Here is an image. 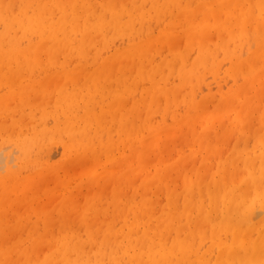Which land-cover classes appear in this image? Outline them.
<instances>
[{
	"label": "bare ground",
	"instance_id": "1",
	"mask_svg": "<svg viewBox=\"0 0 264 264\" xmlns=\"http://www.w3.org/2000/svg\"><path fill=\"white\" fill-rule=\"evenodd\" d=\"M118 1L120 2L119 4L116 3ZM183 1L184 0H182V2ZM189 1L190 0H185L186 4L191 3V1L190 2ZM207 1H209V0H207ZM235 1H238V2H236L237 5L240 2V0H235ZM235 1H234V3H235ZM262 1H264V0H262ZM15 2L20 7V11L19 12L16 11L17 14H16V12H15V14H12V8H13V4H15ZM182 2H181V0H162V2H160V0H139V4H138L137 0H100L99 1L100 13L95 14V9H91L93 2L91 3L89 0H0V25L2 26V28L0 30V84L7 83L8 86L10 85L11 81L17 76V73H19L18 72L19 67L24 66L25 68H27L26 72H28V74H29V71L31 72L34 67H36L37 65H41L40 64L41 61L39 60V58H38V60L34 58L36 56H40V55H38V54H41L40 51L43 52V54L47 60V62H45V63L55 65V64H58V61H56V56L58 54H63L64 55L63 57H65V59H66V57L68 55L70 57V54L71 53L73 54V52H75L76 54L74 56L76 57L77 54L79 55V54L84 53L85 52L84 50L86 47L88 49H90L89 47H92L90 45L95 43V37H97V39H98L99 35H100L99 37H102L103 34L105 36V33L109 34V32H111V34H114V35L126 34L127 38H128V36L131 37V35H134L136 32L135 31L136 29L134 30V27H133L136 24V23H134L136 20H138L140 22L141 20L143 21V19H145V21H146V18L159 19V17H161V15L165 14L166 12L171 11V13H172V10H170L171 7L174 9H177L179 12H181V14L183 15V19H184V22L181 23V28L183 26H185V27H187L186 30H184L182 28L183 31H181L179 29V31H181V32L178 33L177 35H173L172 30H169V31L166 30L168 32L164 33L165 32L164 31L163 34H161L160 36H158V34H160L158 31V34L156 35V37L158 36L157 38L149 39L148 37H146L144 40V43H142L141 45H137L139 43L137 41L138 42L137 44L131 43L130 46L124 47L121 52L115 53V55H113L115 57L113 59H111V60H114L112 62H115L116 59H119V60H116L117 62H119V61L121 62V60L123 59L124 61H128L126 64H125V62L124 63L121 62L123 64V67L124 66L127 67V66H131V65L135 64L136 59L134 58V56H136V58H138V60H137L138 63H140V61H141L140 58H143V57L147 58L146 57L147 56L146 48L148 47L149 42L156 40L154 42L158 43V45L159 44H161L163 46L165 44L168 45L169 50H170V55L173 58L180 61L181 67H179L177 69V73L181 79L180 81H182V82L184 81V83L189 82V84L192 87H194L195 85H197L200 82L203 73L210 72L214 76H215V74H217L218 63H219L218 55L220 53V52L218 53V51H221L224 58L230 59V65L227 67L228 70L226 72H230L229 74L232 75L231 78L233 81H232V84L227 87V90L220 94V96H221L220 100L221 101L220 100L219 101L220 102L223 101V102H222V104H220V103L219 104L222 106L223 105L225 106L226 103L231 102L235 98V99H237V101H235L236 104L234 103L233 106H235V108H236V105H237V103H239L240 100L238 101V97L236 98L234 96H236L237 94L240 96V92H243V93L249 94V95L252 94V97H251L252 100H250V103L248 102L249 100H246V99L245 100L250 105L252 102L255 103V105H252V107H250V109L252 108L253 111L250 112L249 116H247V113H246V110L249 109V106H248V109H245V111H244L245 113L243 115L241 113L236 114L238 112V111H236V109L238 108L237 110H240L239 107L241 105H244L245 101L240 102L239 104H241V105L239 107H237L236 109L233 107L235 112H236L235 115H233V116H231L232 114H230V115L228 114L227 116H222L219 119L218 118L215 119L214 122H212L214 117H211V115H209V114H207V116L209 115L210 118H212V120H211L212 125H213L212 129H214V130L215 129L219 130V127H221L224 124V120L228 119V118H231L229 120V122L232 126L233 125L239 126L237 134H236V139L234 140V142L235 141L236 142L235 143L232 142L233 146H231V149H233V150L237 149L239 144H240V141L242 140L241 138L244 135H246L247 132H249L251 134L250 136L252 137V139L254 138L253 144L257 147V152L259 151L256 154L255 153L256 149L253 150V147H251V148L253 151H255L254 154H253V151H250L251 149L244 151L245 149H247V146H248L247 139L249 140V138L246 136L247 139L243 138L246 140L244 142L245 145H244L243 149L237 150V151L232 150L233 152H230L231 156L229 158L226 155H224V158L225 157H227V158H225L224 160L222 159L223 161L218 160L216 162L217 164L216 163L214 164L216 167H218V169L215 168V166H214L213 170H215V171L210 172L211 177L209 175V178H210L209 180L206 179V181H202L201 178L203 176H205L206 174H203V176H202V175H199L200 173H198L197 178H199V177H201V178L195 179V175H196L195 173H197V171L199 169H201L200 168L201 165H203L206 162V161L205 162L201 161V163L198 166H196V169H195L196 171L194 172V175H193L194 179H192L193 177L191 178V175H190V177L187 176L186 178H184L183 179V186L179 192H175V190H173L174 188H171L169 186L170 184L167 185L168 181L171 178L170 179H168V178L164 179L165 175L162 174L163 177L162 176H161V178L159 177L161 182H159L158 185H160L161 183L163 184L162 189L165 190L167 202L165 204H163L162 206H164V207L167 206L168 209L167 208L166 209L168 211L167 212H164V211L159 212V210H158V214L156 213L157 215H155V221H156L155 225L152 223H151V225L146 223L144 228L142 230H140L141 231L140 233H138L139 229L136 230V228L134 226L138 220L139 214L142 215L141 216V219H142L143 217L149 215V212L152 211V208H153L152 203L153 202L149 201L148 198H147V200L149 201L148 202L149 205L146 204V208H145L144 212L138 211V213H137V209H136L137 206L136 205L132 206V205L128 204L131 199L129 200V202L123 204V206H120V204H118L117 202L114 203V212L111 214L115 213V214H117V216L125 217V215L128 212L133 213V221H130L128 224L124 223V225H126V227H127L126 230H124V227H120L119 229H114V225H112V223L110 222L111 220L107 222L104 219L105 221L102 220L101 223L96 221L97 223H99L98 226L96 224L92 225V223H94V220L91 224H90V222L86 221V218L84 220H82L81 221L82 227L84 228L83 230L85 231L84 235L87 236V239H81V237L78 234H76L78 232H72V231L70 232L69 226H68L69 222L67 223L68 217L65 216L64 218H61L62 214L59 212L61 214V215L59 214L61 219H59V217H58V219L60 220L59 225H57V226H59V230L54 235V237H53L52 241L49 243V245H47V250L45 249L46 252L44 251L43 256L38 257L36 255V253H35L36 257L34 255V252L38 248L37 240L39 238V235H37V233H36L38 231L36 230L35 226H32L30 229H34L33 231H29L30 229H28L29 234H30L29 237L31 236L30 238L32 239V244L30 246L28 245L24 248L21 246V244H18L17 241L12 243L9 248H6L5 244L3 245L4 247H2V244H1V247H0V264H11V263L12 264H264V218H261V219L259 218L260 220L257 222L254 221V218L256 217V215L258 213H260V211H258L259 209H257V207H258L257 204H260L261 208H264V144H262V146L257 145V141H258L257 136L261 135V137H264V102H262V104H260V102L257 101L261 97H264V60H262L261 62H257L256 57H254L255 59H253V57H250V54H249V56H247L245 58L241 57V55H242L241 52L242 53L245 52V51L241 50L242 47H244L243 45L244 44L249 45L247 48V52H248L250 47L253 45L252 41H254V43L256 45V50L259 48V51H260V47H261L260 45L262 43H264V13H262V16H260L259 18H256V17L254 18L253 15H251V12H249V11L242 12V11L238 10L239 13L235 17L234 13H233L234 11L232 12L230 9L226 8V11L224 12L225 17L222 20V23L219 22L221 24H219L217 26V29H218L217 33L220 34L218 40L215 43H213L212 46H206V45L204 46L203 44H205L206 39H208L210 34L214 33L215 28L213 27L214 29H213L212 33L210 31H208L210 34L204 37L203 35H205L206 32L204 34L202 33L203 28L207 27L210 24V22L209 21H202V23L199 22L198 24L195 25L193 20H192V18H193L192 14L191 13L185 14L182 10H180L182 8L181 7ZM232 2H233V0H232ZM261 2L258 4L260 5ZM195 3H197V6H202V8L197 7L199 10H201V9L203 10V8H205V5H207L206 0H198V2H195ZM195 3H193V4H195ZM230 3H231V0H227V6L228 7H229L228 4H230ZM145 4H147V5L149 4V6H147L148 9L147 8L144 9L145 6H143V5H145ZM203 4H205L204 7H203ZM224 5L226 6L225 2L223 4V6ZM89 6H91V7H89ZM190 6H191V4H190ZM194 6L192 5V7H194ZM211 6H212V3H211ZM27 7L31 8L30 13H28L26 11ZM213 8H215V6ZM218 8L219 9L215 8L216 11L222 10L221 6H218ZM215 9H213L212 11H214ZM235 9H237V8L235 7ZM262 9H264V8H262ZM54 10H57L59 13V16L57 18H53V16H52L53 13H55ZM223 10H225V7H223ZM150 11H152L153 14ZM194 11L195 10H193V12ZM197 11H196V13H198ZM203 11H205V10H203ZM215 13H217V12H215ZM177 14H179V13H177ZM212 14H213V12H212ZM217 14L218 15H216V16H218V18H219V19H217V21H218L222 18L223 15H221V14H223V13L222 12L220 13L221 17H219V12ZM90 16H93V18H94L93 21H89V20H91L89 18ZM125 16L127 18L123 21L122 18H124ZM197 16H198V14H197ZM169 17H170V15H169ZM175 17H176V15H175ZM175 17H173V18H175ZM207 17H209V16H207ZM207 17L205 16L204 18L207 19ZM150 19H149V21H150ZM209 19H210V17H209ZM168 20L166 21L167 22L166 26L169 29L170 28L172 29V28H174L175 23L176 22L179 23V21L181 19L179 17L177 19H173V20L170 19L169 21ZM217 21H215L216 25H217ZM159 22H161V21L159 20ZM252 23L254 26L250 27V29H249L248 26L249 25L251 26ZM143 25H141V26H143ZM177 25L180 26L179 24H177ZM162 26H160V29ZM142 28H141V30H142ZM146 28L149 31L150 24L148 26H146ZM217 29H215V30H217ZM141 30H140V33H141ZM148 31L146 30L145 32H148ZM194 31H196V33ZM142 32H143V30H142ZM193 32H194V34H193ZM140 33H138V34H140ZM77 34L80 35V38L78 41L75 40V37ZM215 35H216V32H215ZM104 36H103V38H104ZM140 36L142 37L144 35H142V33H141ZM149 36H151V35H149ZM33 37H34V39H33ZM22 38H26V41H27V43L24 46H21V43H20V42L24 41V40L20 41V39H22ZM107 38H109V37H106V39L103 40V43H106V45H108L107 44V42H108ZM214 38H216V37H214ZM214 38H213L212 42L215 40ZM146 39L151 40V41H147ZM179 39L183 40V46H184V49H183L184 52L183 53H180L179 49H177L178 48L177 47V41ZM250 41L252 44L249 43ZM154 42L150 43L149 46L150 45L153 46ZM231 42H232L233 46H230ZM106 45H104V46H106ZM194 45H196V47H197V56H196V59L193 61L194 66L193 67L191 66L192 68L189 69L188 71H186L183 69V67H184L183 66L184 56L186 55V57H187L186 52ZM94 46H96V45L94 44ZM104 46H102V48ZM97 47H99V43L97 44ZM209 47H211V48H209ZM153 48H154V46H153ZM87 50H86V52H87ZM90 50H92V49H90ZM156 50H157V48H156ZM98 51H97V53H98ZM153 51H155V50H153ZM86 52H85V54H86ZM91 52L93 54V51H91ZM262 54H264V53H262ZM189 56H190V52H189ZM45 58H43V60ZM77 58H79V57L77 56ZM153 58H155V57H153ZM262 58H264V57H262ZM164 59H165V57H164ZM175 59L174 60L173 59L167 60L165 62L166 66H167L166 70L168 71V74L173 73V70L171 67L176 64V63L173 64L174 61L175 62L177 61ZM107 60H109V59H107ZM143 60H144V58H143ZM155 60H157V56H156ZM257 60L259 61L260 58H257ZM67 62H68V60H67ZM148 62H147V64H148ZM63 63L65 64V62H63ZM107 63L110 64V62H107ZM162 63L160 62V64H162ZM64 64L61 63L60 68L62 69V72L65 73V79H68L72 74L66 70L67 67ZM141 64H144V63H141ZM153 64H154V62L152 63V66H153ZM67 65H69V64H67ZM113 65H114V63H113ZM4 67L7 68L6 71H3L5 69ZM56 67H58V66H56ZM98 67H100V66H98ZM117 67H121V65H119ZM160 67L158 68L159 71H160ZM2 68H4V69L2 70ZM38 68H39V66H38ZM107 68H108V66H107ZM147 68L149 70L150 67H146V69ZM126 69L127 68H125V71H127ZM138 69H139V67H138ZM119 70H121V69H119ZM122 70H124V69L122 68ZM157 71H156V74H157ZM102 72L103 71L101 70L100 73L96 74L95 78H93L91 80V85H93L94 88H100L101 87L100 76H101ZM90 73H92V72H90ZM110 74H111V70H110V73L108 74V76ZM138 74H140V72H138L137 75ZM104 75H106V74H104ZM122 75H124V74H121L120 77ZM150 75H151V73H150ZM162 76H160L161 79L163 78ZM144 77H145V75H144ZM151 77L153 79V77L155 78V75L151 76ZM254 77H258V78L260 77L259 78L260 83L258 82L257 83L258 85H256V84L252 85L255 82L251 81L252 82L251 85H248L247 79L251 78V79L255 80ZM106 79H108V77ZM159 80H160V78H159ZM173 80H175V79H173ZM21 81H23V80H21ZM85 82H83L84 87L86 86ZM104 82H106V81L104 80ZM23 83L22 82L19 83V84H21L20 86H22ZM34 84H35V82H34ZM153 84H155V83H153ZM157 84H158V82H157ZM12 85H17V84H12ZM29 85L25 84V86H24V84H23V86L20 88L16 87V88H18L17 91L15 90L16 92L14 91L18 96V98H16V100L18 99L17 103H14V104H15V106H19V109H20L19 117L17 119L14 116V115H16V112H15L16 110L13 109V111H11V109L9 107H8L9 110H7V108L4 104L6 101L3 103H0V114H5V115L11 114L10 130H13L11 128V126L15 128V126L17 124L20 125L22 123V120L24 119L23 118V112H24L23 109L25 106H27L28 109L30 110L29 114L31 116H32L31 111L35 107H37L41 112L40 117L42 120L46 117V115H48V112L50 111V110L48 111V108L46 106V103L49 104L50 101H49V103H48V101L46 103L42 102L43 99H46V98H44V94L41 95L42 97L40 96V99H41L40 101L38 100V102H36L34 100V97L36 98L39 94H41L42 88L44 91H46V89L43 87L44 85L42 84V80H41V83L39 84V87H37V88L34 87L35 85H33V84L30 85V86H32V90H31ZM182 85H183V83H181V86ZM151 87L155 88L154 85H152ZM107 88H106V90H107ZM161 88H162V86H161ZM184 88L186 89L185 85H184ZM103 89L104 88H102L99 91L100 97H103L105 95L104 93L106 90L104 89V91H103ZM155 89H154V91H155ZM158 89H156V90H158ZM174 90H173V93L176 94L177 91L174 92ZM180 90H182V88ZM29 91H30V93L32 92V97L34 95L33 98L30 95L28 97H25L26 96L25 94H30ZM52 92H54V94L52 93L51 97H52V95L55 97V99L53 101L54 104L51 106V108H53V106H55V108H53L51 111L52 115L55 118L54 120H57V122H58L59 121V114L62 113V114H65L64 116H65V120H67V123L69 121H72L76 116L75 112H77V109L75 108V106L78 105V101H79V99L76 101V99L78 97V96L76 97L77 90L74 94H71V96L66 98V96L64 95V93H65L64 83L63 84L59 83V86L56 87ZM91 92H93V91H91ZM91 92H90V94H92ZM147 92L149 93V91H147ZM147 92H145L146 95H147ZM167 92L169 93L170 91H167ZM187 92H188V90H187ZM15 93L13 95H12V93L9 95L14 96ZM84 94L87 95V93H83V95ZM177 94L179 95L178 92H177ZM189 94L190 93L186 94V96H188V98H189ZM158 95H159V93H158ZM182 95H183V93H181V97H182ZM212 95H213V97L211 96L212 100H215V98H216L215 96H217V94L215 96H214V94H212ZM253 95H254V97H253ZM29 97H31L32 100H30ZM120 97H121V95L120 96L117 95V92H116V94H113L112 95V102L110 104L116 103V101L118 104L120 99H121ZM144 97H141L139 100H134L133 106L131 109V112L136 110L139 113V117H140L141 111H139L140 109L137 110L138 106H139L138 103L141 102V104H142L144 102V104H145L147 98H144ZM153 97L155 99V96H151L149 99V102L147 103L148 108L151 106V104L154 100ZM211 98L209 97V100ZM80 99H81V97H80ZM85 99H83L82 101H84ZM100 99L101 100H98V102L103 100L102 98H100ZM185 99L186 98H184V101H185ZM249 99H250V97H249ZM12 100L10 97L9 102ZM47 100H49V97L47 98ZM52 100H53V98H52ZM200 100H202V98ZM212 100H211V102H214ZM181 101H182V98H181L180 102ZM80 102H81V100H80ZM86 102H87L86 106L84 105L82 107V105H81V107L84 111L83 112L84 115H82V116L83 117L85 116L84 117L85 123H84V127L81 128L80 138H78L77 134H76L75 129H77V128L72 127L69 124H67V125L65 124L66 126H64L63 129L61 128L62 130L55 127V130L49 131L48 128L44 127L43 122H42L43 127L41 129H39L37 132L33 131L34 133L32 132V136L31 135H29V137L22 136L23 131L20 132V133H22L20 135L18 133H16L18 130L16 132L12 131L13 133L10 131L11 133L6 140L8 141V140L14 139L15 141H17L18 146L20 147L22 154H23L25 159H31L30 158L31 155H30L29 151L32 149L33 144L39 145V141H45V139H47L45 141V143H46L48 140L49 141L53 140V138L57 135H60L62 137V134H65V136L67 138L66 142L64 143V145L67 149L71 148V147H76L78 149L81 147L82 153L84 151L92 149L91 143H92V141L95 142L93 140L95 136H97V137L100 136L98 138L101 140L102 143H106V147L111 146L113 142L110 141L109 138H108L109 140L104 141L102 139L103 138L102 135H100V131H97V132L94 131V134L91 133L90 128H92V129L94 128V130H96L99 125L103 124L104 118L102 117L103 116L102 112L99 113L98 115L95 114L96 112L94 113V111L96 109L95 106H94V111L91 110V113H88L90 106H93L96 103L94 101V98L91 95H90V97L87 98ZM194 103H195V106L198 104L196 101H194ZM202 103H204V101L203 102L201 101V104ZM206 103H207V101H206ZM231 103H229V105ZM247 104H245L246 107H247ZM9 105L11 106V104H9ZM122 105H123V103H122ZM167 106L170 107L169 104H167ZM11 107H13V106H11ZM100 107L102 108L103 105L101 104ZM151 107H153V106H151ZM220 107H219V109H220ZM243 107H245V106H243ZM222 108H224V107H222ZM243 109L244 108H242V110ZM101 110L103 111V109H101ZM144 110L145 109L143 108L142 114H144L143 113ZM151 110H152V108H151ZM146 111H147V109L145 110V112ZM202 111L200 110L198 112H202ZM213 111H214V109H212L211 112H213ZM230 111H232V110H230ZM230 111L228 113H230ZM131 112H130V115H131ZM208 112L210 113V111H208ZM33 113H34V110H33ZM51 113H49V114H51ZM191 113H192V111H191ZM124 115H126V111H125ZM196 115H198V114H196ZM27 116H29V115L27 114L26 117ZM33 116H34V114H33ZM133 116H135V115H133ZM192 117H193V119L195 118L194 116H192ZM149 119H150V117L148 118V121H149ZM35 120H36V118H35ZM144 120L145 121H143V122H147V125H148L149 122L146 119H144ZM197 120H199V118ZM5 121L6 120L3 121V123H4L3 126H0V127H2L0 130H2V131H4L5 129L7 131V128H4V127H7V125H9L8 124L9 122L5 123ZM55 124H58V123H55ZM198 124H200V123H198ZM0 125H1V123H0ZM35 125L36 124H34V128H35ZM127 125H128V123L124 124L123 126L121 124L120 129H119V131H120L119 135L123 136V141L128 136H130L131 134H134V131H135L131 127H127ZM142 125H143V123H142ZM246 125H250V129L246 130ZM25 127L23 126V129ZM19 128L21 129L22 127L20 126ZM165 128H166V126H165ZM205 128H206V126H205ZM205 128L203 127V130ZM16 129H18V127ZM52 129H54L53 126H52ZM236 130H237V128H236ZM31 131H32V129H31ZM200 133H203V132H200ZM209 133L207 134L208 135L207 137L205 136L207 139L210 138ZM215 133H216V131H215ZM211 134H212V132H211ZM6 135L8 136V134H6ZM202 135H200V137ZM205 137H202L205 139L204 142L206 141ZM211 138L214 139V137H211ZM211 138H210V142H208L210 144L212 143ZM228 140L229 139H227V141ZM194 142H195V140H194ZM200 142L201 141H199V143H197L198 149L200 147H202V145H200ZM42 143H44V142H42ZM42 143H41V146L39 145V147H42V145H43ZM210 144L208 146L206 145V147L204 148L205 149L204 154L208 155L210 153L215 152V148H214L215 146H216V152L215 153L217 154V152H218L217 146L218 145H212V144L210 145ZM214 144H216V143H214ZM226 145H228V144H226ZM144 148H146V147H144ZM141 150H142V148H141ZM145 150H147V149L142 150L141 157H142V154L144 155ZM220 152H222V150ZM28 154L30 155V157H28L29 156ZM219 154H217V156ZM190 155H192V153H190L188 155V157H190ZM235 155H237V157H235ZM143 157H145V155ZM0 159H1V157H0ZM133 159H136V158H132V160ZM218 159H220V157ZM207 160H209V159H207ZM257 160H258V162H257ZM255 162H257V164ZM30 163H32L33 166L34 165L39 166L41 162L38 158L35 157L34 159H31ZM208 166H210V165H208ZM219 167H221V168L219 169ZM216 169H217V172H220V173H218L220 175V177L218 176L219 178H217V179L215 176V175H217ZM199 171L200 172L202 171V173H206L203 170H199ZM163 172H165V171H163ZM13 174L15 175V173H13ZM13 174H11V173L8 174L6 180H3V179L0 180V199H1V201H0V217H1V220H0V239L5 238V235H6L3 223H6V222L8 223V221H9V220L5 221V218L7 216V215H5V211L7 209L4 208L3 203H4V201H8L10 199V193H11L12 189L17 188V186H19V183H20L19 180H15L13 182V178L11 177V175H13ZM170 174L171 173H168L167 175H169V177H170ZM171 177H172V179H174L173 176H171ZM11 178H12V180H11ZM151 180H153V179H151ZM154 180H157V179L155 178ZM127 181L131 182V180H129V179H127ZM145 183H142L141 187L146 192L147 184H145ZM241 184L245 185L247 187V190H249V195L247 196V198L244 197V194L248 191H245L246 190L245 188H240V186L241 187L243 186ZM18 189L19 188H17V190ZM117 193H118L117 189L114 188L112 198L116 199ZM129 195H132V194H129ZM146 195H148V194H146ZM146 195H144V196H146ZM135 196H137V195L135 194ZM132 197H134V196H132ZM243 197L246 199H243ZM135 198H133V199H135ZM179 198H180L181 203H178ZM206 199L208 200L209 203L212 201L214 202L213 207L216 205V201H217L216 199L219 200V202L217 203L216 209H215V207L211 208V209L209 208V210H211L212 212L206 210L207 207H206V203L204 202ZM67 202H69V200ZM65 203L63 201V204H65ZM210 205H212V204H210ZM254 205H256L257 207L255 208ZM94 206L96 207V205H94ZM252 206H254V207H252ZM132 207H134V209ZM93 208L91 207L90 209H93ZM253 208H255L256 211H258V213L256 212V214H254L255 211L253 210ZM163 210H165V209L163 208ZM250 211H251V213H250ZM261 211H264V210H261ZM155 212H153V213H155ZM118 213H120V214L118 215ZM39 214H41V213H39ZM212 214H213V216H212ZM252 214H253V217L255 215L254 218L252 217ZM113 218H114V216H113ZM44 220L46 221L45 226L47 227L49 225V220L46 219V217L44 218ZM123 220H124V218H123ZM9 223H11V222H9ZM70 223H72V221H70ZM70 223H69V225H70ZM37 225H38V223H37ZM12 226L14 227L15 231H17L16 228L19 229L20 227H22V225L20 224V220H18V219L14 220ZM78 228L80 229L81 227L79 226ZM172 229L174 230V236L171 239H169L168 233L166 235V232H168L169 230H172ZM156 237H157V240H155ZM25 239L27 240V238H25ZM28 240H30V239L28 238ZM130 250L133 253H130Z\"/></svg>",
	"mask_w": 264,
	"mask_h": 264
},
{
	"label": "rangeland",
	"instance_id": "2",
	"mask_svg": "<svg viewBox=\"0 0 264 264\" xmlns=\"http://www.w3.org/2000/svg\"><path fill=\"white\" fill-rule=\"evenodd\" d=\"M89 1L91 3L93 2V5L91 4L92 7L91 6H89V7H91V9H95V14H99L100 13V11H99L100 10V6H99L100 0H97V1L96 0H89ZM190 1H191V3L186 4L185 0L183 2L181 0V2H182L181 7L182 8L180 10H182L185 14L191 13L192 17H193L192 20H193L195 25L198 24L199 22L202 23V21H209L210 22V24L207 27L203 28L202 33L204 34L206 32L205 35H203L204 37L210 34L208 31H210L212 33L213 29L214 28L217 29V26L222 23V20L225 17L224 12L226 11V8L230 9L232 12L234 11L233 13H234L235 17L238 15L239 11H242V12L249 11V12H251V15H253L254 18L255 17L259 18L260 16H262V13H264V9H262V8H264V1H262V0H240L238 5L236 4V2H238V1L233 0V2H232V0H231V3L228 4L229 7L227 6V0H209V1L206 0L207 5L203 4V7L205 5V8H203V10H205V11H203L202 9L199 10L197 8V7L202 8V6H197V3H195V2H198V0H190ZM234 1H235V3H234ZM160 2H162V0H160ZM224 2H225L227 7L225 5L223 6ZM260 2L262 5L258 4ZM116 3L119 4L120 2L118 1ZM137 3L139 4V0H137ZM193 3H195V4H193ZM211 3H212V6H211ZM16 4H17L16 2H15V4H13L12 14H15L16 11L17 12L20 11V7L18 6V4L17 5ZM190 4H191V6H190ZM192 5L193 6L195 5V6L192 7ZM217 5L221 6V8H222L221 11H219V10L216 11V9H219ZM143 6H145L144 9H146V8L148 9L147 6H149V4L148 5L145 4ZM214 6L216 9L213 8ZM223 7H225V10H223ZM235 7L237 9H235ZM213 9H215V10L212 11ZM170 10H172V13H171V11L166 12L165 14H162L161 17H159V19L146 18V21H145V19H143V21L141 20L140 22L138 20H136L137 22L135 21L134 23H136V24L133 26L134 30L136 29L135 30L136 32L134 35H131V37L128 36V38H127L126 34L114 35V34H111V32H109V34L105 33V36H104V34L102 33L104 38H103V36L99 37L100 35L98 36V39H97V37H95V43L94 44L96 46H94V44L90 45L92 47L88 46L92 50H90L86 47L88 49L87 50L85 48V50H84L85 52L87 50L86 54L84 52V53L79 54V55L77 54L75 57L74 55L76 53L73 52V54L71 53L70 57L68 55L66 57V59H65V57H63L64 56L63 54H58L56 56V61H58V64H55V65L45 63V62H47V60H46L43 52L40 51L41 54H38V55H40L41 57L36 56L34 58L37 60L39 58V60L41 61V63H40L41 65H37L36 67H34L33 68L34 70L32 69L31 72L29 71V74H28V72H26L27 68H25L24 66H22L23 68L19 67V69H18L19 73H17V76L13 79L14 81L13 80L11 81V83L9 85L10 87L7 85V83L0 84V87H1L0 88V103H3L6 101L4 104L7 108V110H9L8 107L11 109V111H13V109L16 110L15 112H16L17 116L14 115L16 119L19 117V113H20L19 106H15V104H14V103H17V100H18V99L16 100V98H18L17 94L15 93L18 89L16 87L20 88L23 86V84H24V86H25V84H27V85L33 84V85H35L34 87L37 88V87H39V84L41 83V80H42V84L44 85L43 87L46 89V91H44L43 88L41 87L43 91L41 90V94H39L36 98L33 95L34 100L36 102H38V100L40 101L41 100L40 96L42 94H44V98H46V99H43L42 102L46 103L48 101V103H49V101H50L49 104L46 103L48 111L49 110L50 111L48 112V115H46V117L44 118L45 120L41 119V117H40L41 112L37 107H35L36 109L35 108L33 109L34 113H33V110L31 111V113H32V116H31L29 114L30 110L28 109L27 106H25L23 109L24 110V112H23V118L24 119L22 120V123L20 125L15 124L16 125L15 128L11 126V128L13 130H10L11 114H7V115L0 114V120H1L0 126H3L4 120H6L5 123L9 122L8 123L9 125H7V127H4V128H7V131H6V129L4 131L0 130V133L2 132L0 134V152H1L0 153V157H1V159H0V180H2V179L6 180L8 174L15 173V175L14 174L11 175V177L13 178V182L15 180H19V182H20L19 186H17V188H19V189L18 190H17V188H14L15 190L12 189V191L10 193V199L8 201H4V203H3L4 208L7 209L5 211V215H7L5 218V221L6 220L7 221L9 220V221H8V223L7 222L3 223L6 235H5V238L0 239V247H1V244H2V247H4L3 245L5 244L6 248H9L10 245L12 243H14L15 241H17L18 244H21V246L24 248L28 245L30 246L32 244V239L30 238L31 236L29 237V235H30L29 231H33L34 229H30V228L32 226H35L36 230L38 231L36 233H37V235H39V238L37 240L38 248L34 252V255L36 253V255L38 257H41V256H43L44 251L46 252L47 245H49V243L52 241L54 235L59 230V226H57V225H59V222H60L59 219L64 218L65 216L68 217L67 223L68 222L70 223V221H72V223H70V225L68 223L69 231L70 232L71 231L72 232H78L76 234H78L81 237V239H87V236L84 235L85 231L83 230L84 228L82 227V222H81L85 218H86L87 222H90V224L94 220V223H92V225L96 224L97 226L99 225V223H97V222L101 223V221L104 219L107 222L111 220L110 222L112 223V225H114V229H119L120 227H124V230H126L127 227H126V225H124V223L128 224L130 221H133V213L128 212L125 215V217L121 216L122 218L120 216H117V214H115V213L114 214H111V213L114 212V203L115 202L120 204V206H123V204L129 202L130 199H131L130 200L131 203L129 202L128 204H130L132 206L136 205L137 206L136 207L137 213H138V211L144 212V210L146 208V204L149 205V203H148L149 201L153 202L152 203L153 208H152V211L149 212V215H147L141 219L142 215L139 214L138 220L135 223L134 227L136 228V230L139 229L138 233H140L141 232L140 230H142L144 228L146 223L149 225H151V223L155 225V223H156L155 215L158 214V210H159V212H161V211L167 212L168 211L167 206L166 207L162 206L163 204H165L167 202L165 190L162 189L163 184L161 183L160 185H158L159 182H161L160 178H161L162 174L165 175L164 179H166V178L172 179L171 176H173L174 179H172V180L170 179L168 181L167 185L170 184L169 186L171 188H174L173 190H175V192H179L183 186V179L186 178L187 176L190 177V175L192 178L194 175V172L196 171L195 170L196 166H198L201 163V161H204V162L206 161V162L203 165H201V167H200L201 169H199V170H203L206 173H202V171L200 172L198 170L197 173H195L196 174L195 179L197 178L198 173H200L199 175H202V176H203V174H206L202 178L199 177L202 179V181H206V179L209 180L210 179L209 175L211 177L210 172L215 171V170H213L214 166H215L214 164L218 160L223 161L225 158H227V157L229 158L231 156L230 152L241 150L244 148V145H245L244 142L246 140L243 138L247 139V137H248L250 140L249 141L247 139L248 146H247V149H245L244 151H247L250 149H251L250 151H253L254 149H256L255 150L256 152L253 151V154H254V152L256 154L259 152V151L257 152V147L253 144L254 138L252 139V137L250 136L251 134L249 132H247L246 135H244L241 138L242 140L240 139L241 141L239 140L240 144H239L237 149H234V150L231 149V146H233L232 142H234V140L236 139V134H237V131L239 128V126H235V125L232 126L230 124L229 120L231 118L225 119L224 124L221 127H219V130L218 129H215V130L212 129V127H213L212 122H214L215 119H217V118L219 119L222 116H227L228 114L229 115L232 114L231 116L235 115V113H236L234 110L235 106H233V105H234L235 101H237V99H235L234 97H236V98L238 97V101L240 100L239 103L242 101H245V104H247L248 102L250 103V100H252L251 99L252 94L249 95V94H245L243 92H240V96L237 94L236 96L233 97L234 99L231 101L232 103L229 102V103H231L230 105H229V103H226L227 105L225 104V106L220 105L223 102V101L220 102L221 101L220 100V98H221L220 94L222 92H225L227 90V87L230 86L232 84V81H233L231 78L232 75L229 74L230 72H226L228 70L227 67L230 65V59L224 58L221 51H218V53L219 52L220 53L218 55L219 63H218L217 74H215V76H214L210 72L203 73L200 82L197 85H195L194 87H192L189 84V82L184 83V81L183 82L180 81L181 79L177 73V69L179 67H181L180 61H178L177 59L173 58L170 55V50H169L168 45H166V44L164 46L161 44L158 45V43L154 42L156 40L151 41V40L146 39L147 41H151V42H149V44L154 42V44H153L154 48L152 45H150L151 46L150 47L148 44V47L146 48V50H147V56L146 57L147 58L143 57L144 60H143V58H140V60H141L140 63H138V61H137L138 58H136V56H134V58L136 59V61L134 60L135 64L137 63L136 65L134 64L131 66H127V67L124 66L123 67L122 63L125 62V64H126L128 62V61H124L123 59H122L123 61L121 60L122 63L120 61L119 62L116 61L119 59H116L115 62H112L114 60H111V59H113L115 57L113 55H115V53H117V52H121L124 47L130 46L131 43L137 44L139 42L137 45H141L142 43H144V40L146 37H148L149 39H155L158 36H160L161 34H163L164 31H165L164 33H166L169 30H172L173 35H177L181 31H183V29L186 30L187 27H185V26L182 27L183 29L181 28V23L184 22L183 15L181 14V12H179L177 9H174L172 7ZM193 10H195V11L193 12ZM26 11L28 13H30L31 8L27 7ZM54 11H55V13H53L52 16H53V18H57L59 16V13L57 10H54ZM196 11L198 13H196ZM17 12H16V14H17ZM150 12H152V11H150ZM212 12H213V14H212ZM215 12H217V13L219 12V17H221V15H223L222 18L218 21H217V19H219V18H218V16H216L218 14ZM221 12L223 14L220 15ZM177 13H179L180 15ZM152 14H153V12H152ZM197 14H198V16H197ZM169 15H170V17H169ZM175 15H176V17H175ZM172 16L175 18H173ZM205 16L206 17L209 16L210 19H209V17H207V19L204 18ZM179 17L181 20L179 21V23H177V22L175 23L174 28L169 29L166 26V23H167L166 21L168 19L173 20V19H177ZM89 18L91 19L89 21H93V19H94L93 16H90ZM126 18L127 17L125 16L124 18H122V20L124 21ZM149 19L151 22L149 21ZM159 20L161 22H159ZM215 21H217V25L215 24ZM219 22H221V23H219ZM253 23L251 24V26L250 25L248 26L249 29H250V27L254 26ZM149 24H150L151 30L149 29V31H148V29H147L148 27L146 28V26H148ZM177 24H179L180 26H178ZM141 25H143V26H141ZM160 26H162L161 29H160ZM1 28H2V26L0 25V30H1ZM141 28H142L144 33L142 32ZM179 29L181 31H179ZM215 29H214V33L210 34L208 39H206L205 44H203L204 46L205 45L206 46H212L213 43H215L218 40L220 34L217 33L218 29L217 30H215ZM140 30H141L142 35H144L142 37L140 36V34H141ZM146 30L148 32H145ZM166 30H168V31H166ZM158 31L160 34H158ZM194 32L196 33V31H194ZM194 32H193V34H194ZM215 32H216V35H215ZM138 33H140V34H138ZM157 34H158V36L156 37ZM149 35H151V36H149ZM213 36L216 38H214ZM106 37H109V38H107L108 42L110 41L109 43L107 42L108 45H106V43H103V40L106 39ZM79 38H80V35L77 34L75 37V40L78 41ZM213 38L215 40L212 42ZM33 39H34V37H33ZM20 41H23V42H20L21 46H24L27 43L26 38H22V39H20ZM98 43H99V47H97ZM249 43H251V41ZM252 43H253V45L250 47L248 52H247V48L249 45L248 44L243 45L244 47H242L241 50L245 51V52H243V53L241 52V54H242L241 57L245 58V57L249 56V54H250V57H253V59H255L254 57H256V61L261 62L262 60H264V58H262V57H264V54H262V53H264V43H262L260 45L261 46L260 51H259V48L256 50V45H255L254 41H252ZM104 45H106V46H104ZM102 46H104V47L102 48ZM230 46H233L232 42L230 43ZM177 47H178L177 49H179L180 53L184 52V50H183L184 46H183V40L182 39H179L177 41ZM156 48H157V50H156ZM209 48H211V47H209ZM153 50H155V51H153ZM91 51H93V54ZM97 51H98V53H97ZM189 52H190V56H189ZM186 54H187V57L185 55L184 60H183V62H184L183 66L184 67L183 66L182 67L184 70L188 71L189 69H191L194 66L193 61L196 59V56H197L196 45L192 46L186 52ZM77 56L80 59L77 58ZM156 56H157V60H155ZM153 57H155V58H153ZM164 57H165V59H164ZM43 58H45V59L43 60ZM106 58L109 60H107ZM257 58H260V60L258 61ZM172 59L173 60L175 59L178 62L177 61L173 62V64L176 63L174 66L171 67L173 70V73L168 74V71L166 70L167 66H166L165 62L167 60H172ZM67 60H68V62H67ZM151 60L154 62L153 66H152L153 62ZM63 62H65V64ZM107 62H110V64ZM147 62H148V64H147ZM160 62L161 63L163 62V63L160 64ZM61 63L64 64L67 67L66 70L72 74L68 79H65V73L62 72V69L60 68ZM113 63H114V65H113ZM141 63H144V64H141ZM67 64H69V65H67ZM106 65L108 66V68ZM119 65H121V67H117ZM38 66H39V68H38ZM56 66H58V67H56ZM98 66H100V67H98ZM138 67H139V69H138ZM146 67H150L149 70H148V68L146 69ZM159 67H160V71L158 70ZM4 68H2V70L4 69L3 71H6L7 68L6 67H4ZM122 68L124 70H122ZM125 68H127L126 69L127 71H125ZM119 69H121V70H119ZM101 70L103 71L101 76H100L101 87L100 88H94L93 85H91V80L93 78H95L96 74L100 73ZM110 70H111V74L108 76V74L110 73ZM156 71H157V74H156ZM90 72H92V73H90ZM138 72H140V74L137 75ZM150 73H151V75H150ZM104 74H106V75H104ZM121 74H124V75H122L120 77ZM144 75H145V77H144ZM154 75H155V78L153 77V79H152L151 76H154ZM160 76H162L163 78L161 79ZM107 77H108V79H106ZM159 78H160V80H159ZM254 78H255V80H253L251 78L247 79L248 85H251L252 82H255L252 85H255V84L258 85L257 83L258 82L260 83V79H259L260 77L259 78L254 77ZM173 79H175V80H173ZM21 80H23V81H21ZM104 80L106 82H104ZM21 82L22 83L24 82L22 84V86H20L21 84H19ZM34 82H35V84H34ZM83 82L86 83L85 87L83 86V84H84ZM157 82H158V84H157ZM59 83L60 84L64 83V88H65L64 95L66 96V98L71 96V94H74L77 90L76 97L77 96L78 97H77L76 101L79 99L78 105L80 107L78 105H76L77 107L75 106V108L77 109V112L74 111L76 113V116L72 121L68 120L69 121L68 123H67V120H65V116H64L65 114L60 113L59 114V121L57 122V120H54L55 118L51 113L52 109L55 108V106H53V108H51V106L54 104L53 101L55 99V97L53 95L51 97V94L52 93L54 94V92H52V91L56 87L59 86ZM153 83H155V84H153ZM181 83H183V85H182L183 87L181 86ZM12 84H17V85H12ZM152 85H154L156 89L159 88L160 90L159 89L156 90L154 87L152 88L151 87ZM184 85H185L186 89L184 88ZM161 86H162V88H161ZM30 88L32 90V86H30ZM88 88L89 89L91 88V89L89 90ZM102 88H104L105 90L107 88V90L104 93L105 95L103 97H100L99 91ZM181 88H182V90H180ZM104 89H103V91H104ZM154 89H155V91H154ZM173 90H174V92L177 91L179 93V95L177 94V92H176L177 95L174 94ZM187 90H188V92H187ZM91 91H93V92H91ZM115 91L117 92V95H119V96L121 95V97H120L121 102L119 101V103L117 104V101H116V103L110 104L112 102V95L116 94ZM147 91H149L150 94ZM167 91H170V92L168 93ZM13 92L15 93L14 96H12L14 94ZM90 92L92 94H90ZM145 92H147V95L145 94ZM8 93L9 94L12 93V95H9ZM29 93H30V91H29ZM83 93H87V95L86 94L83 95ZM158 93H159V95L160 94L161 95L159 96ZM181 93H183L182 97H181ZM187 93H190L189 98H188V96H186ZM7 94L11 97V100L13 98L15 100L13 99L12 101L9 102L10 97ZM212 94H214V96L217 94V96H215L216 97L215 100H212V98H211V96L213 97ZM25 95H26L25 97H28L29 95L32 97V92L30 94H25ZM90 95L94 98V101L96 103L93 106H90L88 113H91V110L94 111V106H95L96 109H95L94 113L96 112L95 114L98 115L99 113L102 112L103 113L102 117L104 118V122L102 125H99L96 130H94V128L93 129L90 128L91 130L90 129L89 130L91 131L92 134H94V131H96V132L100 131V135H102V137H103L102 139L104 141H107L110 139V141L113 142L111 146L106 147V143H102L101 140L98 138L100 136H98V137L95 136L93 139L95 142L92 141V143H91L92 149L84 151L82 153L81 147L78 149L76 147H71V148L67 149L64 145V143L67 140L65 134H62V137L60 135H57L53 138V140H50V141L48 140L46 143H45V141L47 139H45V141H39L40 146H41L42 142L45 143V144L42 143L43 144L42 147H39L38 144H35V145L33 144V147L31 149L32 151L31 150L29 151L31 157L29 154H28L29 155L28 157H30L31 159H34L36 157L41 162L39 166H35V165L33 166L32 163H30L31 159H25L24 158L22 151H21L20 147L18 146L17 141H15L14 139L8 140V141L6 140L12 131L16 132L18 130L19 132L17 131L16 133H18L19 135L23 133L22 136L29 137V135L32 136L33 131L37 132L39 129H41L43 127V125H44V127L48 128L49 131H51V130H55V127L59 128V129H61V128L63 129V127L66 126L67 124L71 125L72 127L77 128V129H75L76 134H77V137L80 138L81 128L84 127V123H85V118H84L85 116L84 117L82 116V115H84L83 114L84 111H83L82 107L84 105L86 106V104H87L86 100L88 97H90ZM79 96L81 97V99ZM151 96H155V99L153 97V99H154L153 102L151 101L152 102L151 106H153V107H151V106L150 107L152 108V110L150 107L148 108V106H147V103L149 102V99ZM31 97H29L30 100H32V98H33V97L32 98ZM48 97H49V100H47ZM141 97L147 98V100H146L145 104H144V102L142 104H141V102L138 103L139 106H138L137 110L140 109L139 111H141L140 117H139V113L136 110L131 112V109H132L134 100H139ZM209 97L211 98L210 100H209ZM249 97H250V99H249ZM253 97H254V95H253ZM52 98H53V100H52ZM100 98H102L103 100L98 102V100H101ZM181 98H182V101L180 102ZM184 98H186L185 101H184ZM201 98H202V100H200ZM83 99H85V100L82 101ZM245 99L249 100V101L246 102ZM80 100L83 104L80 102ZM211 100L214 102H211ZM194 101H196L198 103L196 106H195ZM201 101L202 102L204 101V103L201 104ZM206 101L208 104L210 102L211 103L208 105L206 103ZM257 101H259L260 104H262V102H264V97H261ZM122 103H123V105H122ZM217 103L218 104L220 103V104L218 105ZM239 103H237L236 108L241 105ZM9 104H11V106H13V107H11ZM101 104L103 105L102 108L100 107ZM167 104H169L170 107H168ZM245 104L241 105L239 107L240 110H237L238 108L237 109L235 108L236 111H238L236 114L241 113L243 115L245 113L244 112L245 109H248V106H249V109L246 110V113H247V116L250 115V112L253 111V109L252 108L250 109V107H252V105H255V103L252 102L251 105L247 104V107ZM81 105H82V107H81ZM243 106H245V107H243ZM219 107H220V109H219ZM222 107H224V108H222ZM143 108L145 110L147 109L146 112H145V110L143 112L144 114L146 113L145 115L142 114ZM242 108H244V109L242 110ZM101 109H103V111ZM212 109H214V111H213L214 113L211 112ZM200 110L201 111L203 110V111L198 112ZM230 110H232V111H230ZM125 111H126V115H124ZM191 111H192V113H191ZM208 111H210V113ZM229 111H230V113H228ZM130 112H131V115H130ZM26 113L30 117L29 116L26 117V115H27ZM49 113H51V114H49ZM33 114H34V116H33ZM196 114H198V115H196ZM207 114L211 115V117H214V119L212 120V118H210L209 115L207 116ZM133 115H135V116H133ZM192 116H194L195 118L193 119ZM149 117H150V119L148 121ZM35 118H36V120H35ZM198 118H199V120H197ZM144 119H146L149 122L148 125H147V122H143V121H145ZM211 120H212V122H211ZM42 122H43V125H42ZM55 123H58L59 125L55 124ZM127 123H128L127 127H131L135 131H134V134H131L130 136H128L123 141V136L119 135L120 134L119 129H120L121 124L123 126L124 124H127ZM142 123H143V125H142ZM198 123H200V124H198ZM34 124H36L35 125L36 129L34 128ZM20 126L22 127L21 129L19 128ZM23 126L24 127L26 126V127L23 129ZM52 126L54 127V129H52ZM165 126H166V128H165ZM205 126H206V128H205ZM17 127H18V129H16ZM203 127L205 128L204 129L205 131L203 130ZM1 128L2 127H0V129ZM236 128H237V130H236ZM31 129H32V131H31ZM248 129H250V125H246V130H248ZM215 131H216V133H215ZM20 132H22V133H20ZM200 132H203V133H200ZM211 132H212V134H211ZM208 133H209L210 138L214 137V139L211 138V141H212L211 144L212 145H218L217 146L218 147L217 148L218 149L217 154L220 153L218 156L215 153L216 152V146L214 147L215 152L210 153L208 155L204 154L205 153L204 148L206 147V145L208 146L210 144V143H208V142H210V138H208V139L206 138L208 136L207 135ZM6 134H8V136ZM200 135H202V136L200 137ZM202 137L206 138L205 142H204L205 139ZM226 138L229 140L227 141ZM257 138H258L257 145L262 146V144H264V137H261V135H259V136H257ZM3 140L4 141L6 140L7 142L6 141L4 142ZM194 140H195V142H194ZM199 141H201L200 145H202V147H200L198 149L197 143H199ZM214 143H216V144H214ZM225 143L228 145H226ZM144 147H146V148H144ZM251 147H253V150ZM141 148H142V150L147 149L144 152L145 157H143L144 155L142 154L143 158L141 157V152H142ZM221 150H222V152H220ZM190 153H192V155H190V157H188V155ZM224 155H226L227 157L224 158ZM219 157L221 160L218 159ZM235 157H237V155H235ZM132 158H136V159L132 160ZM207 159H209V160H207ZM257 162H258V160H257ZM257 162H255V163L257 164ZM208 165H210L211 167ZM215 168L218 169V167H216V166H215ZM220 168L221 167H219V169ZM217 169H216V172H217ZM163 171H165V172H163ZM168 173H171L170 177H169V175H167ZM218 173H220V172H217V175H215L216 179L220 177V175ZM12 178H11V180H12ZM155 178L157 180H154ZM199 178H197V179H199ZM127 179L131 180L132 183L130 181H127ZM151 179H153V180H151ZM192 179H194V177ZM142 183L147 184L146 192L141 187ZM241 185H243V184H241ZM114 188H116L117 192H118L116 195L117 196L116 199L112 198ZM240 188H245L246 189L245 191H248L244 194V197L247 198V196L249 195V190H247V187L245 185H243L242 187L240 186ZM129 194H132V195H129ZM135 194L137 196H135ZM143 194L144 195L148 194V195L144 196ZM132 196H134V197H132ZM244 197H243V199H246ZM133 198H135V199H133ZM147 198L149 199V201L147 200ZM68 200H69V202H67ZM178 200L180 201V198ZM216 200H217L216 205L214 206L215 209H216L217 203L219 202L218 199H216ZM0 201H1V199H0ZM63 201H64V203L65 202L66 203L63 204ZM179 201H178V203H181V201L180 202ZM204 202L206 203V207H207V208L205 207L206 210L211 211V210H209V208L210 209L214 208L213 207V205H214L213 201L209 203L208 200L206 199ZM210 204H212V205H210ZM94 205H96V207ZM254 206H255V208L258 206L257 209H259L258 211H260V213H261V214L258 213V211H256L255 208H253V210L255 211L254 214H256V212L259 214V215L257 214L256 217L254 215L255 218L253 217V214H252L254 221L257 222L261 218H264V211H261V210H264V208H261L260 204H257V206L256 205H254ZM254 206H252V207H254ZM91 207L92 208L94 207V208L90 209ZM132 208L134 209V207H132ZM163 208L165 210H163ZM59 212L62 214L61 218H60L61 214ZM153 212H155V213H153ZM39 213H41V214H39ZM250 213H251V211H250ZM119 214L120 213H118V215ZM113 216H114V218H113ZM212 216H213V214H212ZM45 217H46V219L49 220V225L47 227L45 226V223H46V221L44 220ZM58 217H59V219H58ZM123 218H124V220H123ZM15 219L20 220V224L22 225V227H20L19 229L16 228L17 231H15L14 227L12 226ZM0 220H1V217H0ZM9 222H11V223H9ZM37 223H38V225H37ZM79 226L81 227L80 229L78 228ZM28 229H30V230L28 231ZM167 233H168L169 239H171L174 236V230L173 229L166 232V235H167ZM25 238H27V240ZM28 238L30 240H28ZM155 240H157V237L155 238ZM130 253H133V252L130 250ZM36 255H35V257H36Z\"/></svg>",
	"mask_w": 264,
	"mask_h": 264
}]
</instances>
